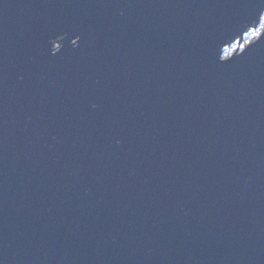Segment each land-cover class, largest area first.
I'll use <instances>...</instances> for the list:
<instances>
[{"label":"water","instance_id":"1","mask_svg":"<svg viewBox=\"0 0 264 264\" xmlns=\"http://www.w3.org/2000/svg\"><path fill=\"white\" fill-rule=\"evenodd\" d=\"M263 14L0 0V264H264Z\"/></svg>","mask_w":264,"mask_h":264},{"label":"rangeland","instance_id":"2","mask_svg":"<svg viewBox=\"0 0 264 264\" xmlns=\"http://www.w3.org/2000/svg\"><path fill=\"white\" fill-rule=\"evenodd\" d=\"M264 16V14H263ZM254 26L250 27L247 31H245L243 33V36H242V41H241V44L240 46L238 47V43L240 41V38H237L235 39L231 44L229 45H226V47L223 48L222 50V54H221V57H228L229 55H231L237 48L239 51H241L242 49H244V47L246 46V44L250 43L251 41H253L256 37L258 36H251V35H248V33H251L252 29H253ZM256 28H259V23L255 26ZM262 29H260V32H261ZM261 34V33H260ZM55 47H57V45H55Z\"/></svg>","mask_w":264,"mask_h":264},{"label":"snow or ice","instance_id":"3","mask_svg":"<svg viewBox=\"0 0 264 264\" xmlns=\"http://www.w3.org/2000/svg\"><path fill=\"white\" fill-rule=\"evenodd\" d=\"M260 29H264V16H260L259 18V28L253 27L251 33H248V35H251L253 37L260 35ZM239 43V42H237Z\"/></svg>","mask_w":264,"mask_h":264}]
</instances>
